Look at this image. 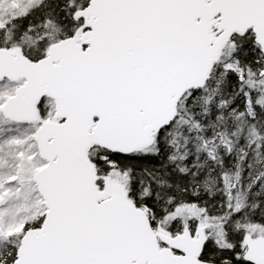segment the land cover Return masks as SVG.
<instances>
[{
  "label": "snow or ice",
  "instance_id": "6c2138e0",
  "mask_svg": "<svg viewBox=\"0 0 264 264\" xmlns=\"http://www.w3.org/2000/svg\"><path fill=\"white\" fill-rule=\"evenodd\" d=\"M0 264H264V0H0Z\"/></svg>",
  "mask_w": 264,
  "mask_h": 264
}]
</instances>
